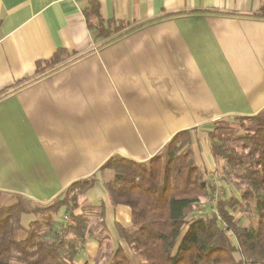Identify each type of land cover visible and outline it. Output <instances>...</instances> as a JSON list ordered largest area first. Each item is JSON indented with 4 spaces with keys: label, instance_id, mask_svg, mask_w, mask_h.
I'll list each match as a JSON object with an SVG mask.
<instances>
[{
    "label": "crops",
    "instance_id": "1",
    "mask_svg": "<svg viewBox=\"0 0 264 264\" xmlns=\"http://www.w3.org/2000/svg\"><path fill=\"white\" fill-rule=\"evenodd\" d=\"M91 6L122 28L109 37L89 29L83 10ZM263 7L264 0H0V207L16 198L44 206L96 176L81 202H102L113 246L123 244L115 224L128 226L130 210L111 204L102 185L111 174L100 168L114 156L147 162L187 131L195 161L199 147L209 172L212 125L264 114ZM58 50L62 62L37 72ZM34 221L20 216L24 229ZM100 256L88 239L75 261Z\"/></svg>",
    "mask_w": 264,
    "mask_h": 264
},
{
    "label": "trees",
    "instance_id": "2",
    "mask_svg": "<svg viewBox=\"0 0 264 264\" xmlns=\"http://www.w3.org/2000/svg\"><path fill=\"white\" fill-rule=\"evenodd\" d=\"M83 15L99 36L122 28L104 22L97 7ZM64 55L58 50L37 72L52 69ZM207 135L208 154L219 164L212 173L196 163L187 131L147 162L114 156L102 165L100 171L111 174L102 184L111 204L130 210L128 226L115 224L123 244L113 246L104 204L80 200L98 184L96 176L72 183L44 206L16 198L0 207V264H78L77 242L88 239L101 254L94 264H264V114L219 120ZM213 176L229 195L212 183ZM201 200L209 202V212L195 217ZM62 209L66 226L57 220ZM22 214L35 217L28 229L20 224ZM245 215L246 225L240 219Z\"/></svg>",
    "mask_w": 264,
    "mask_h": 264
},
{
    "label": "rangeland",
    "instance_id": "3",
    "mask_svg": "<svg viewBox=\"0 0 264 264\" xmlns=\"http://www.w3.org/2000/svg\"><path fill=\"white\" fill-rule=\"evenodd\" d=\"M231 127L232 128H237L238 127V125L236 124V123H233L232 122V124H231ZM196 141V140H195ZM201 142H202V144H204L203 143V139L201 140ZM196 150L197 151H195V156H196V162H197V164H198V166L202 169L203 168V166H202V163L200 162V154L202 155V154H204V152H201L200 150H199V147L198 148H196ZM202 160V159H201ZM203 162V161H202ZM207 164L209 165V172L210 173H212V172H214L215 170H216V168H217V166H219V164L218 163H215V162H213L212 160L211 161H208L207 162ZM217 178L216 177H212V179H211V181H212V183L213 184H215L218 188H221V190H224V192L226 193V195H229V193H230V190H229V187L227 188V186H223V185H221L217 180H216ZM81 200V199H80ZM208 204H209V202L208 201H204V200H201V209H199V210H197L196 212H195V217H198V216H203V215H207L208 214V212H209V210H208ZM207 207V208H206ZM64 211V209H62L61 211H59L58 212V214L57 215H59V217L57 216V220H59L60 221V217L62 218V220H63V222H64V217L65 216H67L66 215V213L65 212H63ZM63 213V214H62ZM65 213V214H64ZM240 217V215L239 214H236V217L235 218H239ZM245 217H246V215H245ZM245 217H242V218H240L241 219V222H242V224H247V217H249V216H247L246 217V219H245ZM68 221H69V219H68ZM240 222V223H241ZM77 250H78V252L81 250V248H82V244L79 242V243H77ZM236 257V259H238V256L236 255L235 256Z\"/></svg>",
    "mask_w": 264,
    "mask_h": 264
},
{
    "label": "built area",
    "instance_id": "4",
    "mask_svg": "<svg viewBox=\"0 0 264 264\" xmlns=\"http://www.w3.org/2000/svg\"><path fill=\"white\" fill-rule=\"evenodd\" d=\"M66 225H68V217L67 216L64 217V226H66ZM77 243H79V242H77Z\"/></svg>",
    "mask_w": 264,
    "mask_h": 264
}]
</instances>
